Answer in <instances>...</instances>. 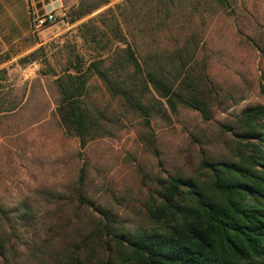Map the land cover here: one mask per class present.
Instances as JSON below:
<instances>
[{
    "label": "trees",
    "instance_id": "16d2710c",
    "mask_svg": "<svg viewBox=\"0 0 264 264\" xmlns=\"http://www.w3.org/2000/svg\"><path fill=\"white\" fill-rule=\"evenodd\" d=\"M110 3L79 0L70 21ZM259 11L249 0H125L81 24L95 55L71 50L61 74L51 72L59 125L77 140V158L99 140L139 128L159 160L158 118L186 110L207 125L242 101L222 97L210 73L218 52L212 45L227 19L237 37L264 53ZM40 53L19 62L38 61ZM98 83L104 99L94 96ZM16 109L0 94V120ZM219 131L214 139L184 129L181 165L144 174L132 214L133 197L109 191L106 204L96 198L87 163L68 192L1 199L0 264H264V103L223 119Z\"/></svg>",
    "mask_w": 264,
    "mask_h": 264
},
{
    "label": "rangeland",
    "instance_id": "374dc122",
    "mask_svg": "<svg viewBox=\"0 0 264 264\" xmlns=\"http://www.w3.org/2000/svg\"><path fill=\"white\" fill-rule=\"evenodd\" d=\"M50 2L35 0L34 7H30V24L34 18L47 14L46 6ZM249 3L259 7L258 14L264 18V0H249ZM116 4L72 24L69 13L79 5V0H67L66 6L56 11V23L38 32L30 26L29 33L16 42L10 38L11 29L7 25L23 23L27 11L18 2L19 13L12 9L0 13V72H5V80L0 81V94L18 108L0 120V200L40 201L45 199V192H68L75 188L80 169L87 163L95 180L91 190L96 198L105 203L109 191L121 199L124 196V200L133 197L135 200L127 206V211L135 213V204H140L138 198L143 197L142 176L147 174L152 178L181 165L184 155L180 136L184 129L217 139L223 119L240 115L250 104L264 103V53L257 51L245 37H237L232 22L222 19L217 25L221 36L215 34L216 40L212 41L218 52L210 65V73L224 90L223 98L232 93L235 98L243 96V100L228 112H219L207 125L199 115L186 110L177 118L163 121L158 118L155 132L162 152L159 160L141 143V129L132 128L121 134V138L95 142L80 161L77 140L65 135L59 125L55 110L58 93L51 72L61 74L71 50L86 58L95 55L83 40L80 26ZM259 24V29H263L264 23ZM37 50H41L38 61L27 65L19 62ZM97 86L94 96L104 99L101 85Z\"/></svg>",
    "mask_w": 264,
    "mask_h": 264
},
{
    "label": "crops",
    "instance_id": "0c3cea01",
    "mask_svg": "<svg viewBox=\"0 0 264 264\" xmlns=\"http://www.w3.org/2000/svg\"><path fill=\"white\" fill-rule=\"evenodd\" d=\"M111 4L120 3L125 0H110ZM18 2L22 3V6L27 11V16L25 17L23 23H13L7 25L8 29H11L9 32L10 38L12 40L20 39V37L26 36L29 33L30 30V7H34L35 0H0V13H3L7 9H12V11L19 13L18 10ZM67 0H51V2L46 6V9L48 11L55 9L56 11L60 10L61 8H64L66 6ZM110 4V5H111ZM14 16V15H13ZM11 20V18H10ZM12 36V37H11ZM9 38V39H10Z\"/></svg>",
    "mask_w": 264,
    "mask_h": 264
},
{
    "label": "built area",
    "instance_id": "2783aa9c",
    "mask_svg": "<svg viewBox=\"0 0 264 264\" xmlns=\"http://www.w3.org/2000/svg\"><path fill=\"white\" fill-rule=\"evenodd\" d=\"M56 10L52 9L45 14L44 17L34 18L31 21L32 30L34 32H38L39 30L43 29L44 27L54 24L57 21Z\"/></svg>",
    "mask_w": 264,
    "mask_h": 264
}]
</instances>
